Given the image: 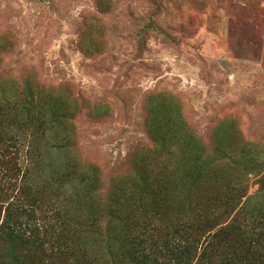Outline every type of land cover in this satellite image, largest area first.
I'll return each mask as SVG.
<instances>
[{"label": "trees", "instance_id": "obj_1", "mask_svg": "<svg viewBox=\"0 0 264 264\" xmlns=\"http://www.w3.org/2000/svg\"><path fill=\"white\" fill-rule=\"evenodd\" d=\"M150 3L148 20L138 18L139 51L151 36L174 42ZM96 6L109 14L114 3ZM105 32L87 16L81 50L101 54ZM14 43L0 34V67ZM149 96L151 145L107 180L79 151L87 102L73 88L0 75V264H264V143L231 116L206 144L176 97Z\"/></svg>", "mask_w": 264, "mask_h": 264}, {"label": "rangeland", "instance_id": "obj_2", "mask_svg": "<svg viewBox=\"0 0 264 264\" xmlns=\"http://www.w3.org/2000/svg\"><path fill=\"white\" fill-rule=\"evenodd\" d=\"M150 1L113 0V11L100 14L96 0H0V34L15 41L0 75L33 74L46 87L73 88L87 102L76 119L79 151L107 180L151 145L145 117L155 93L184 104L206 144L231 116L264 143V0H153L154 19L174 42L151 36L139 51L138 18L148 20ZM91 14L106 32L104 51L89 57L80 40ZM101 104L106 110L91 112ZM258 188L250 184L249 194Z\"/></svg>", "mask_w": 264, "mask_h": 264}]
</instances>
